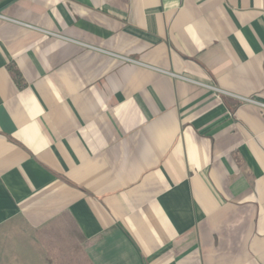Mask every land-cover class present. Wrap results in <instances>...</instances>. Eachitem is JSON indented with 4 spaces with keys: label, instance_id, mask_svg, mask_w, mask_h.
Listing matches in <instances>:
<instances>
[{
    "label": "crops",
    "instance_id": "1",
    "mask_svg": "<svg viewBox=\"0 0 264 264\" xmlns=\"http://www.w3.org/2000/svg\"><path fill=\"white\" fill-rule=\"evenodd\" d=\"M264 0H0L2 264H264Z\"/></svg>",
    "mask_w": 264,
    "mask_h": 264
},
{
    "label": "built area",
    "instance_id": "2",
    "mask_svg": "<svg viewBox=\"0 0 264 264\" xmlns=\"http://www.w3.org/2000/svg\"><path fill=\"white\" fill-rule=\"evenodd\" d=\"M247 101L253 102V103H257L258 105H260L262 108H264V103L263 102H258L252 99H246Z\"/></svg>",
    "mask_w": 264,
    "mask_h": 264
},
{
    "label": "rangeland",
    "instance_id": "3",
    "mask_svg": "<svg viewBox=\"0 0 264 264\" xmlns=\"http://www.w3.org/2000/svg\"><path fill=\"white\" fill-rule=\"evenodd\" d=\"M78 261H79L78 264H85L84 261H80V259H78ZM0 264L2 263L0 262Z\"/></svg>",
    "mask_w": 264,
    "mask_h": 264
}]
</instances>
